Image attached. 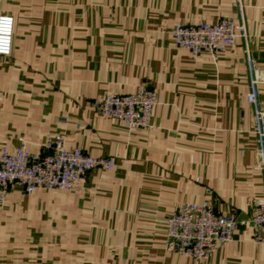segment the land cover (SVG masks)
Here are the masks:
<instances>
[{"label": "crops", "instance_id": "crops-1", "mask_svg": "<svg viewBox=\"0 0 264 264\" xmlns=\"http://www.w3.org/2000/svg\"><path fill=\"white\" fill-rule=\"evenodd\" d=\"M14 18L0 57V151L30 152L63 135L68 148L112 158L71 192L12 186L0 204V264H264L239 226L205 260L167 250V220L212 192L215 209L249 220L264 198L249 56L264 71V0H0ZM242 22L219 55L178 48L179 24ZM156 91L151 127L129 130L90 103ZM264 110V83L257 91Z\"/></svg>", "mask_w": 264, "mask_h": 264}, {"label": "built area", "instance_id": "built-area-1", "mask_svg": "<svg viewBox=\"0 0 264 264\" xmlns=\"http://www.w3.org/2000/svg\"><path fill=\"white\" fill-rule=\"evenodd\" d=\"M14 18L0 16V57L7 58L12 51ZM174 44L194 56L202 53L219 55L227 52L238 38L247 44L242 22L223 20L217 24H179L172 31ZM249 93L247 102L254 108V133L258 147V167L264 171V110L257 104L259 85L264 83V71L254 70L249 56ZM158 104L156 91L141 85L130 95L106 94L94 99L90 106L101 116L113 118L129 130L151 127L152 116ZM20 147L11 152L0 151V204L4 203L12 186H20L30 195L38 189H56L62 192L80 190L88 174L96 170L111 171L116 167L112 158H95L80 148H68L63 135L49 140L42 152H30L20 139ZM239 226L249 229L253 241L264 247V198L253 204L252 217L244 222L236 216L218 213L209 191L202 203H186L167 220V245L170 252L205 260L216 250L233 240Z\"/></svg>", "mask_w": 264, "mask_h": 264}]
</instances>
